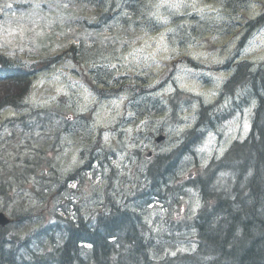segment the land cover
<instances>
[{"label": "rangeland", "instance_id": "1", "mask_svg": "<svg viewBox=\"0 0 264 264\" xmlns=\"http://www.w3.org/2000/svg\"><path fill=\"white\" fill-rule=\"evenodd\" d=\"M95 4L0 0V54L36 64L29 90L22 83L20 107L13 100L14 107L0 111L2 121L21 115L0 127V203L5 204L2 211L18 221L10 228V244L18 249L31 239L33 250L19 259H46L38 243L50 242L52 234L62 242V217L80 214L89 223L114 207L141 210L153 232L154 254L195 252L196 232L185 228L203 203L195 185L205 181L201 176L211 167L212 191L232 194V173L213 163L250 134L257 100L248 87L216 101L233 73L230 65L243 59L256 66L264 62V23L246 28L252 18L263 15L264 0ZM183 55L203 65L182 60ZM208 105L213 109L207 110L201 140L180 158L171 176L172 185H185L181 192L177 188L178 201L147 205L141 195L148 184L147 168L159 154L183 142L184 133ZM151 131L167 135L166 140L154 144ZM150 149L153 157L148 159ZM200 171L189 182L187 175ZM73 173L77 179L69 180ZM175 216L188 220L175 231L178 238H164L178 224ZM50 226L49 235L42 234Z\"/></svg>", "mask_w": 264, "mask_h": 264}, {"label": "trees", "instance_id": "2", "mask_svg": "<svg viewBox=\"0 0 264 264\" xmlns=\"http://www.w3.org/2000/svg\"><path fill=\"white\" fill-rule=\"evenodd\" d=\"M90 1L99 6L102 3V0ZM252 19L247 23V31L264 23V13ZM242 41L239 40L236 44L235 53L239 51ZM181 59L193 65H203L194 62L189 55ZM229 64L230 59L225 67ZM0 65L1 80H9L2 91L4 96L0 95V109L10 105L12 100L20 105L25 95L22 83L29 90L30 69L36 64L25 65L0 56ZM214 67L216 66H211ZM130 84L133 86L134 82ZM238 87H248L252 97L257 100L252 130L244 141L235 143L221 160L213 163L216 169L232 173L233 179L235 178L232 194L220 192L215 188L212 191L211 167L206 169L205 176H201V180L205 181L196 183L205 202L185 226L196 232L198 247L195 252L174 256L154 254L151 249L153 232H150L143 221L141 210L116 211L113 207L109 208L110 211L97 213L96 218L91 219L89 223L85 222L80 214L74 219L62 220V242H57L52 234L50 242L38 243V247H43L46 252L50 251L42 254L48 259L45 263L264 264V62L256 66L246 59L238 61L223 91H232ZM202 113L199 123L184 133L182 144L169 153L158 155L148 168V184L141 193L147 198V205L156 198L163 201L171 199L172 204L178 201V189L183 191L185 185L181 182L174 186L170 184V178L184 152L189 151L201 139L196 127L208 119L207 113ZM201 172L195 174L189 182L197 179ZM11 191L13 195L14 187ZM3 193L4 189L0 188V194ZM0 208L4 209L5 204L0 203ZM174 219L178 224L164 238H178L174 233L181 229V223L188 220V216H175ZM8 228L0 229V264H27L18 260L22 254H13L10 250L31 249L32 241L27 238L24 245H21L22 248L15 249L14 243L10 244L14 240L7 239Z\"/></svg>", "mask_w": 264, "mask_h": 264}, {"label": "bare ground", "instance_id": "3", "mask_svg": "<svg viewBox=\"0 0 264 264\" xmlns=\"http://www.w3.org/2000/svg\"><path fill=\"white\" fill-rule=\"evenodd\" d=\"M96 5V4H95ZM96 6H99V5H96ZM100 8H101V6H99ZM0 56H4V57H6V58H10V57H8V56H6V55H4V54H0ZM237 56H238V51H237V53L235 54V58H237ZM10 59H12V58H10ZM12 60H14V59H12ZM16 61V60H15ZM16 62H19V61H16ZM21 63V62H20ZM237 63V62H236ZM235 63V64H236ZM43 65V64H42ZM224 65H226V64H224ZM230 65V64H229ZM228 65V66H229ZM227 66V67H228ZM231 67H234V66H232V65H230ZM225 67V66H224ZM226 68V67H225ZM32 69H34V67H32L31 69H30V72H32ZM0 72H1V65H0ZM231 72V71H230ZM233 72H234V70H233ZM233 74V73H232ZM231 74V75H232ZM230 75V76H231ZM229 76V77H230ZM0 79H1V77H0ZM31 79V78H30ZM228 80V78L226 79V81ZM226 81L224 82V84H223V86H222V92H221V94H220V98L216 101V103H218L220 100H221V98H223V97H225V96H230V95H233L234 94V92L236 91V90H238V89H240V88H242V87H238V88H234L232 91H226V92H224L223 91V87H224V85H225V83H226ZM31 83H32V80H31ZM31 87V86H30ZM9 106V105H8ZM4 108V107H3ZM3 108H1L0 109V111H2L3 110ZM208 109H213V105H208V106H206V107H203V108H201V110H200V119H201V117H202V112H206L207 113V110ZM255 109V108H254ZM253 116H254V113H253ZM200 119H199V121H200ZM199 121L193 126V127H191V128H189L188 130H191V129H193L198 123H199ZM205 122V121H204ZM206 123V122H205ZM204 123V124H205ZM212 123V122H211ZM204 124H201V125H199V126H197L196 128L198 129V131H199V138H201V135L203 134V130H202V127H203V125ZM209 124V123H208ZM252 125H253V121H252ZM208 127V126H207ZM187 130V131H188ZM251 130H252V126H251ZM251 130H250V133H251ZM186 131V132H187ZM184 136H185V134H184ZM149 137H151V139H152V141L154 142V144H156V145H158V144H160V143H162V142H164L165 140H166V138H167V135H165V134H163V133H156V132H153V131H151L150 133H149ZM246 139V138H245ZM244 139V140H245ZM201 140V139H200ZM199 140V141H200ZM243 140V141H244ZM199 141L197 142V144L199 143ZM237 142H242V141H236L235 143H237ZM234 143V144H235ZM182 144V141L180 142V144L177 146V147H179L180 145ZM233 143H232V147H233V145H234ZM195 145H193L192 147H191V149L194 147ZM176 147V148H177ZM231 147V148H232ZM175 148V149H176ZM230 148V149H231ZM190 149V150H191ZM174 150V149H173ZM172 150V151H173ZM189 150V151H190ZM259 150V149H258ZM229 152V151H228ZM227 152V153H228ZM150 153V154H149ZM165 153H167V152H165ZM226 153V154H227ZM149 154V155H148ZM163 154V153H162ZM186 154V152H184V154L182 155V156H184ZM225 154V155H226ZM159 155H161V154H159ZM224 155V156H225ZM181 156V157H182ZM223 156V157H224ZM146 157L148 158V159H151L152 157H153V152H152V150L150 149L149 150V152L146 154ZM223 157H221L220 159H218V160H221ZM157 158V157H156ZM180 160V159H179ZM218 160H216V161H218ZM153 162H154V160H153ZM179 163L180 162H178L177 163V165H176V167H175V169L173 170V172H172V174L174 173V171L176 170V168H177V166L179 165ZM152 164V163H151ZM150 164V165H151ZM150 167V166H149ZM147 179H149V177H148V168H147ZM172 176V175H171ZM187 177L189 178V174L187 175ZM211 181V180H210ZM234 182H235V178H234ZM170 184H172L171 183V178H170ZM211 184V183H210ZM175 186V185H174ZM211 186H212V184H211ZM195 187L196 188H198L199 189V191H200V193H201V196H202V192H201V190H200V187L196 184L195 185ZM179 194V193H178ZM177 194V195H178ZM168 200H171V199H168ZM153 202H161L162 204H165L166 202H167V200H165V201H163V200H161V199H159V198H156V200H154V201H152L151 203H153ZM202 206L204 205V198H203V196H202ZM151 203H149V204H151ZM201 206V207H202ZM200 207V208H201ZM77 210H80L78 207H75ZM199 208V209H200ZM10 216V218H11V221H10V223L7 225V226H3L4 228H6V227H9L8 228V231H7V239L9 240V237H10V235H9V232H10V228L12 227V226H14L15 224H17L18 223V221H16V219L14 218V216H12L11 214L9 215ZM61 217H59V219H60ZM66 219H70V218H63L62 217V219L61 220H66ZM74 219V218H73ZM52 229H53V226H50V227H48V230L47 229H45V231H47V232H44V233H42V234H48L49 235V232L50 231H52ZM50 236V241H51V235H49ZM31 240V239H30ZM32 241V240H31ZM47 241H49V240H47ZM46 241V242H47ZM46 242H44V243H46ZM60 243V242H59ZM139 246V245H138ZM141 246V245H140ZM51 247H52V244H51ZM43 249L44 248H42L40 251L42 252L43 251ZM33 249L31 248V249H26V250H10L11 252H13V254H23V253H26V252H28V251H32ZM45 252H46V250H45ZM50 252V251H49ZM49 252H47V253H49ZM1 253V252H0ZM42 254H45V253H43L42 252ZM36 257V259L37 260H35V261H28V260H23L24 262H26L27 264H29V263H32V264H47V263H45V262H47V258L46 259H40V258H38L37 256H35ZM17 258H15V260H16ZM18 260H20L19 258H18ZM44 260V262L42 263V261Z\"/></svg>", "mask_w": 264, "mask_h": 264}, {"label": "water", "instance_id": "4", "mask_svg": "<svg viewBox=\"0 0 264 264\" xmlns=\"http://www.w3.org/2000/svg\"><path fill=\"white\" fill-rule=\"evenodd\" d=\"M189 177H192V173L189 174ZM9 222H10V219L3 212H0V225H4L5 226Z\"/></svg>", "mask_w": 264, "mask_h": 264}, {"label": "flooded vegetation", "instance_id": "5", "mask_svg": "<svg viewBox=\"0 0 264 264\" xmlns=\"http://www.w3.org/2000/svg\"><path fill=\"white\" fill-rule=\"evenodd\" d=\"M221 92H222V89H221ZM221 92H220V94H221ZM149 139L152 141L151 137H149ZM109 175H111V173ZM71 179H74V180L77 179V175L75 173L70 174L69 175V180H71ZM63 203H66V201H63Z\"/></svg>", "mask_w": 264, "mask_h": 264}]
</instances>
